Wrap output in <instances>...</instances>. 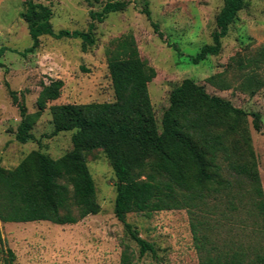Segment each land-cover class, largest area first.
I'll return each mask as SVG.
<instances>
[{"label": "trees", "instance_id": "obj_1", "mask_svg": "<svg viewBox=\"0 0 264 264\" xmlns=\"http://www.w3.org/2000/svg\"><path fill=\"white\" fill-rule=\"evenodd\" d=\"M86 2L92 5L91 0ZM248 5L247 0H223L212 43L193 56L180 53L179 57H185L189 65H199L220 55L222 41ZM127 7L124 1H108L100 12L91 11L90 17L101 23ZM143 13L151 20L148 3ZM52 17L50 7L27 1L21 18L32 46L23 54L35 52L43 36L80 39L84 52L94 46V23L88 32H55ZM115 42L108 61L114 101L50 107L53 135L74 132L72 150L59 159L33 151L14 169L0 165V220L64 226L99 214L101 206L87 159L100 150L116 177L115 216L141 257L154 255L156 248L127 221L128 215L148 217L186 210L200 264H264V189L249 127L252 117L253 129L262 132L261 115L249 114L186 79L171 91L170 105L159 125L149 93L156 70L142 60L131 33ZM6 51L0 48V56ZM263 64L264 46L257 58L242 66L256 70ZM207 82L224 88L216 76ZM5 86L21 117L16 140L27 144L48 105L60 99L64 82L43 86L35 113H29L24 94L19 97L7 82ZM263 86L257 73L250 72L243 89L255 95ZM222 226L230 227L226 236ZM121 264H134L127 252Z\"/></svg>", "mask_w": 264, "mask_h": 264}, {"label": "rangeland", "instance_id": "obj_2", "mask_svg": "<svg viewBox=\"0 0 264 264\" xmlns=\"http://www.w3.org/2000/svg\"><path fill=\"white\" fill-rule=\"evenodd\" d=\"M27 1L0 0V48H7L0 56L3 65L0 67V165L3 168H16L33 151L59 159L72 150L74 132L53 135L50 107L113 102L108 61L116 48L115 41L130 33L142 60L157 73L149 84V93L159 125L170 105L171 91L184 80L193 79L210 95L229 100L249 114L259 113L264 127V86L255 95L246 87L243 89L250 72H256L264 82V64L256 70L242 66L247 60L257 58L264 46V0H247L248 8L239 14L222 41L220 55L199 65L187 64L179 54L193 56L212 43L215 18L223 0H91L92 5L86 0H32L51 8L55 32H88L94 23L95 44L84 52L80 39L43 36L38 49L25 55L23 52L32 46L27 24L21 18ZM108 1H124L128 7L110 14L101 23L93 21L90 12H100ZM146 3L151 20L143 13ZM153 24L158 26V31ZM211 76H216L224 88L209 84L207 79ZM57 80L64 82L60 99L48 105L32 131L33 139L27 144L19 143L16 133L21 117L5 83L19 97L24 94L29 113H35L43 86ZM249 127L264 189V128L256 132L252 117ZM87 160L96 184L100 213L64 226L0 220V264H121L125 252L134 264H200L186 210L163 211L148 217L128 215L127 221L156 248L154 255L141 257L138 246L115 216L116 177L108 159L99 150ZM222 227L226 236L230 227Z\"/></svg>", "mask_w": 264, "mask_h": 264}]
</instances>
